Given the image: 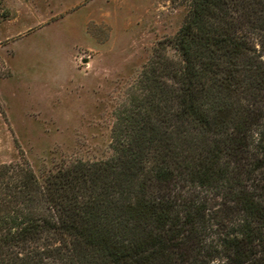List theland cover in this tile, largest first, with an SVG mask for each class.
<instances>
[{"label": "trees", "instance_id": "obj_1", "mask_svg": "<svg viewBox=\"0 0 264 264\" xmlns=\"http://www.w3.org/2000/svg\"><path fill=\"white\" fill-rule=\"evenodd\" d=\"M173 1L108 160L0 164V264H264V0Z\"/></svg>", "mask_w": 264, "mask_h": 264}, {"label": "rangeland", "instance_id": "obj_2", "mask_svg": "<svg viewBox=\"0 0 264 264\" xmlns=\"http://www.w3.org/2000/svg\"><path fill=\"white\" fill-rule=\"evenodd\" d=\"M187 12L173 0H0V164L26 159L43 178L108 160L118 112Z\"/></svg>", "mask_w": 264, "mask_h": 264}]
</instances>
